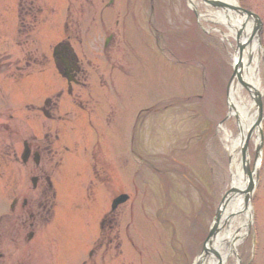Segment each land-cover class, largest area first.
<instances>
[{"label": "rangeland", "instance_id": "obj_1", "mask_svg": "<svg viewBox=\"0 0 264 264\" xmlns=\"http://www.w3.org/2000/svg\"><path fill=\"white\" fill-rule=\"evenodd\" d=\"M241 1L243 6H251L264 18V0ZM195 2L202 11L205 9L204 0H195ZM173 7V14H170V8H166V15L170 16L171 25L176 26V32L171 35L175 37L170 40L171 49L179 54L185 63L176 64L160 54V50L155 52L150 37V43L145 38L144 34H147V30L143 34L144 37L141 35L140 40H137L136 45L140 54L136 59L132 58V75L124 76L126 95L120 102L126 105L128 110L124 127L128 134L125 140H128L125 151L128 172L127 179L121 182H124L123 189L132 195V199L124 206L125 209L123 207L113 216L116 215L118 224L116 231L119 240L121 238L122 241L127 233L128 240L138 247L133 249L129 245L128 264H193L197 253L194 239L200 235L199 230H194V225L199 223L202 216L206 218L208 228L212 223L213 176L220 178L218 187L223 197L232 185V158L225 146L221 128L224 125L229 132L237 134L238 120L228 118L223 124L220 121L227 111L228 115L230 114L227 90L231 68L224 66V63L217 67V63L213 61L218 57L217 52L210 47L209 49L206 44L205 47H199L206 40L213 43L223 40L224 33L220 29L227 32L229 28L222 23L200 18L199 38L195 42L187 41L181 35V30L185 25V28L191 27L189 17L192 15L182 0H175ZM193 29L194 27L190 39L194 38ZM57 36L59 34H49L52 41ZM230 38L233 39L232 36ZM44 39H46L45 35ZM225 40H227L225 46L230 52L229 41ZM203 49L207 51V54H204ZM205 55L213 60H207ZM223 56L227 57L226 52H223ZM207 64L211 68L212 75L214 72L213 77L216 81L212 83L213 102L204 104L200 103L198 98L194 100L190 96L203 92L201 77ZM32 83L37 85L38 79L34 77ZM246 89L244 90L249 95ZM151 103H157L158 107L156 112L149 113L147 130L142 132L141 138L140 127L132 135L128 126L134 123L139 110L137 108ZM3 108L5 109L0 110V142H4L0 146L3 148L1 154L4 150H8L9 135L7 120L9 108L8 106ZM145 121L148 122L147 119ZM255 144L254 139H250L248 154H252ZM133 155H140V157L134 158ZM5 157L6 159L0 158V213L7 210L10 202L7 185L8 168L7 172L3 171V164L8 166L10 162L7 154ZM136 164L140 165L137 175L134 174ZM211 165L214 166L213 170ZM184 174L191 178V185L186 182ZM87 175L88 173L85 172L82 180L88 179ZM119 183H114L116 185L112 188L113 191L116 190L115 187L120 186ZM79 203L81 208L75 206L74 213L71 204L65 203L62 206L61 201V206L57 210L58 223L53 226V229L58 230L54 233L56 243L47 245V260L45 254L36 255V264H52L50 259H57L59 254L57 248L62 246L60 237L65 236L66 245L71 246L74 225L75 257L90 250L91 246L88 244L98 229V221L95 220L99 218L100 208H96L95 204L87 205L84 201ZM254 208L258 234L257 257L254 264H264V169ZM205 209L206 213L199 217V213ZM127 236L122 241L123 245L128 243ZM204 237L205 235L202 239ZM246 242L247 238L239 247L243 257L248 254ZM237 262L238 258L235 256L231 257L226 264Z\"/></svg>", "mask_w": 264, "mask_h": 264}, {"label": "flooded vegetation", "instance_id": "obj_2", "mask_svg": "<svg viewBox=\"0 0 264 264\" xmlns=\"http://www.w3.org/2000/svg\"><path fill=\"white\" fill-rule=\"evenodd\" d=\"M104 1L74 0L71 22L73 52L62 54L54 61L61 73L68 71L66 85L54 87V92L49 95L47 87L42 85L47 57L29 43V34L40 15L31 0H21L20 3V33L23 35L20 40L16 41L9 35L7 40L0 38V91L5 90L8 93L6 100L9 99L5 105L0 102V110L5 106L9 108L8 187L12 199V212L4 216L2 226L5 228H0V247L9 249L8 254L0 253L2 264H32V253L49 236L46 231L54 221L52 210L55 201L67 184L66 154L70 152L72 162L78 164L80 142L92 146L90 166L101 188L96 193L97 197L101 198L104 194L102 189L111 183L113 163L105 153L111 155L112 152L105 144L114 145L119 141L116 148L114 146L117 156L113 171H122L125 167L120 146L124 108L117 107L111 100L113 93L119 104L123 99L122 93L116 90L122 85H116L117 75L113 76L115 70L123 71V65L119 63V67L107 75L106 69L101 70L99 64L93 63L94 60H104L108 54L95 51L99 44L94 21ZM123 2L118 0L117 7H121ZM115 4L116 0H108V3L106 0L104 10L108 13L100 12L99 23L111 37L110 44L121 45L116 38L118 30L110 31L111 25L108 24ZM115 23L119 25L120 20L116 18ZM83 28H86V34L82 35ZM7 31L12 33L10 28ZM112 65L116 67V63ZM34 77L38 83L29 87ZM74 108L75 113L71 112ZM73 179L66 193L75 199V171ZM109 217L104 218L103 227L107 222L112 227L116 224V216ZM108 237L110 234H102L83 264H97L98 259H101L98 264H108L107 259L112 257ZM31 241H35V245H30ZM73 258L72 264H75V252Z\"/></svg>", "mask_w": 264, "mask_h": 264}, {"label": "bare ground", "instance_id": "obj_3", "mask_svg": "<svg viewBox=\"0 0 264 264\" xmlns=\"http://www.w3.org/2000/svg\"><path fill=\"white\" fill-rule=\"evenodd\" d=\"M208 1L219 2L222 6L216 10L211 7L210 2L206 3L202 13L203 19L226 25L229 28V31L224 34L226 38L236 36L240 32L241 43L245 45L243 52L240 53V49H238L235 56L236 61L239 60L241 63L242 79L236 75L229 86L230 117L238 120L241 132L238 136H234L232 131L229 132L225 127L221 128L224 133L225 146L232 158L231 178L232 186L236 191L228 194L225 198V209L218 224L219 232L210 244L211 254L203 256L198 261V264H223L235 253L237 246L244 240L249 222L250 211L249 208L247 209L245 193L248 180L242 167V147L250 130L256 139L253 129L256 127L255 119L258 111L251 96L255 91L262 94V50L255 39L249 41L255 28L253 19H246L242 14L232 9V6L237 4L236 0ZM243 85L248 87L250 92L252 91L251 94L247 95Z\"/></svg>", "mask_w": 264, "mask_h": 264}, {"label": "water", "instance_id": "obj_4", "mask_svg": "<svg viewBox=\"0 0 264 264\" xmlns=\"http://www.w3.org/2000/svg\"><path fill=\"white\" fill-rule=\"evenodd\" d=\"M244 12H246V13H248V11H244ZM246 147H244V154H246ZM247 172H248V175H249V187H248V192L251 190V188H252V182H251V179H252V174L251 173H249V170L247 169ZM127 198V196H122V197H120L117 201L118 202H121V201H124L125 199ZM216 231H217V225H215L213 228H212V231H211V235H210V238L216 233ZM209 238V239H210Z\"/></svg>", "mask_w": 264, "mask_h": 264}]
</instances>
